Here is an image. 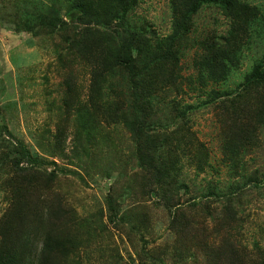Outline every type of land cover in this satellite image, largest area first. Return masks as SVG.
Instances as JSON below:
<instances>
[{"label": "rangeland", "instance_id": "rangeland-1", "mask_svg": "<svg viewBox=\"0 0 264 264\" xmlns=\"http://www.w3.org/2000/svg\"><path fill=\"white\" fill-rule=\"evenodd\" d=\"M247 1L264 10V0ZM171 3L138 0L130 21L162 39L172 28ZM66 6L67 0H0V244H16L11 250L19 254L26 247L18 243L19 235L31 230L34 241L23 264H37L35 253L49 231V218L54 219L52 233L71 244L63 254L56 248L47 255L48 264H264V125L254 120L255 143L232 165L223 148L228 126L214 106L202 103L211 89L233 90L240 84L262 53V32L253 33L227 82L189 87L184 79L196 74L198 43L229 29L215 6L193 17L179 77L153 94L157 121L151 119L148 133L157 141L187 120L194 135L184 140L198 139L208 156L199 171L181 153L177 165L183 170L165 199L152 192L153 184L136 164L135 141L142 140L124 123L130 115L121 105L125 89L120 85L116 93L106 88L102 97L95 94L100 85L92 83L93 67L78 55L87 28L92 35L114 36L115 23L107 30L92 19L86 28L73 20L76 11L66 13ZM56 11L63 22L54 30L42 26L43 16L48 20ZM88 49L86 55L97 54L92 45ZM114 79L123 84L120 75ZM257 96H263L261 103ZM254 97L248 112L260 104L264 108V90ZM100 103L110 110L102 111ZM179 105L196 108L175 123L171 110ZM17 140L39 161L19 164L26 168L20 184L10 147ZM229 195L232 204L226 205ZM177 210L185 213L187 226L175 234L171 226H177L172 218ZM232 213L233 218L226 215Z\"/></svg>", "mask_w": 264, "mask_h": 264}, {"label": "trees", "instance_id": "trees-1", "mask_svg": "<svg viewBox=\"0 0 264 264\" xmlns=\"http://www.w3.org/2000/svg\"><path fill=\"white\" fill-rule=\"evenodd\" d=\"M137 4L138 0H67L66 13L69 15L70 12L76 11L77 17L73 20L80 25L83 23L86 28L94 23H91L92 19L98 24L102 23L108 26L105 27L107 30H112L111 24L115 23L114 27L117 30L113 28L114 36L111 35L112 33H108L106 36L105 33L92 35L93 31H89L87 28L86 34L77 44L78 55L93 67L92 83L100 85V91L95 94L102 97V91H105L106 88L109 89L107 92L116 93V89L120 85L125 89L123 96L126 101L121 105H125L130 115L124 123L134 136L139 133L142 140L138 142L136 139L135 141L136 164L145 173L144 177L150 181L151 185L153 184L152 192H157L168 199L169 186L175 185L180 171L183 170V165L179 167L177 165L182 158L181 153L189 157L188 162L195 164L199 171H203L202 165L206 162L208 153L198 139L184 140V138L194 135L187 120L177 125L171 134L165 133L158 136L157 141L151 137L148 133L150 132L148 126L152 124L151 119L157 121L152 106L153 94L174 84L175 79L179 77L180 68L178 67L182 53L188 44L185 39L191 30L193 17L200 9L205 6H215L229 21V29L225 34L219 37H206L198 43V53L193 63L196 74L189 75L184 81L189 87L197 84L200 89L210 81L225 83L229 80L231 69L241 61L253 33L260 35L262 32L260 37L264 36V10L261 6L250 4L247 0H172L171 32L162 39H158L152 38L151 30L149 31L146 25L137 26L130 21V13ZM53 15L49 16L48 20L46 16H43L42 26L46 25V27L49 26V30H54V27L63 22L57 11ZM86 28L81 29L80 33H83ZM88 42H90L89 45H92V52L98 50L93 57L86 55L90 54L87 52L89 50ZM106 44L107 46H105ZM117 75H120L123 84L114 79ZM263 90L264 40L261 55L252 64L240 84L238 83L233 90L211 89L206 94L207 98L202 102L205 106L211 105L217 109L222 115L223 122L228 126L227 129L231 132L225 134L223 148L232 165L236 166L239 158L241 161L242 152L244 153L249 146L255 143L254 127L256 124L254 125V120L257 119L256 123L264 125V108L261 104L257 110H254L253 107L248 112V108L250 109L253 105L254 94L263 93ZM237 92L242 94L241 97L235 98ZM256 98L261 103L263 96ZM106 107V104L103 103L98 106L102 111L110 110V107ZM195 108V105H187L185 110H182L180 105L175 106L171 110L175 123L178 120H185L187 111L195 110ZM144 127L148 128L147 131ZM142 132H144L143 137ZM187 132L190 134L188 135ZM174 134L179 139L175 140ZM167 140L168 142H166ZM169 140H175V142ZM10 147L17 156V158L13 156V164L14 168L20 172L21 179H17L20 184L24 179L22 173L26 168L20 167L19 164L22 162L36 164L39 161L21 140L11 143ZM207 190L211 193V186ZM226 199V205H231L232 195ZM113 203V199L109 197L108 205L114 212ZM177 205L176 207H178ZM192 205L196 206L197 204L192 203ZM225 209L230 210V207L225 206ZM113 214L116 216L117 213ZM173 214L172 218L180 230H177L176 225L171 228L175 234H178L181 229L187 226L186 215L179 210ZM226 215L233 218V213ZM94 219L97 221V218ZM53 222L54 219L49 218L45 221L49 225V229L46 231H49L45 233L42 239L43 243L35 253L37 264H48L47 255L50 257L56 248L59 249L58 254L60 249L63 254L66 246L71 244L66 240H60L52 233ZM98 222L101 226L102 221ZM30 231L25 230L22 235H19L18 243H24L26 247L32 243L34 240L31 238V234H28ZM15 245L7 246L1 241L0 248L4 251L0 252V264L25 263L27 260L25 254H28L26 247L19 254H15L11 250ZM66 254H68L67 251ZM53 258H49V262Z\"/></svg>", "mask_w": 264, "mask_h": 264}]
</instances>
